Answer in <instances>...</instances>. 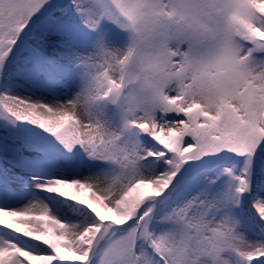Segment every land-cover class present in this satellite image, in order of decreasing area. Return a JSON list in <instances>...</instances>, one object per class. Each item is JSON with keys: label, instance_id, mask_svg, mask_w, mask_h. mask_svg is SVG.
<instances>
[{"label": "snow or ice", "instance_id": "obj_1", "mask_svg": "<svg viewBox=\"0 0 264 264\" xmlns=\"http://www.w3.org/2000/svg\"><path fill=\"white\" fill-rule=\"evenodd\" d=\"M0 264H264V0H0Z\"/></svg>", "mask_w": 264, "mask_h": 264}]
</instances>
